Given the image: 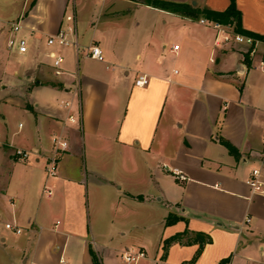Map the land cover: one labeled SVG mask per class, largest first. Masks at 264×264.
Listing matches in <instances>:
<instances>
[{
	"label": "crops",
	"instance_id": "1",
	"mask_svg": "<svg viewBox=\"0 0 264 264\" xmlns=\"http://www.w3.org/2000/svg\"><path fill=\"white\" fill-rule=\"evenodd\" d=\"M165 1L194 14L145 0H0V138L12 145L0 150V264H126L121 253L137 248V264H264V197L246 183L264 160V0H233L230 24L259 36L253 53L215 46L199 21L231 0ZM16 19L25 54L6 45ZM68 28L77 49L47 45L59 30L72 39ZM91 44L103 60L85 55ZM4 105L23 114L14 130ZM54 135L67 148L49 176ZM94 194L112 196L90 213ZM142 208L159 211L154 242L128 236L150 226ZM169 214L179 219L166 225ZM184 230L211 238L193 261L196 241L163 248Z\"/></svg>",
	"mask_w": 264,
	"mask_h": 264
},
{
	"label": "built area",
	"instance_id": "2",
	"mask_svg": "<svg viewBox=\"0 0 264 264\" xmlns=\"http://www.w3.org/2000/svg\"><path fill=\"white\" fill-rule=\"evenodd\" d=\"M102 1V0H98ZM200 23L208 25L215 30L214 36V44L215 46H221L229 43H236L246 45L249 49V53L254 52V47L257 41L249 36L243 35L240 33L235 32L233 26L229 23H220L218 21L207 20V19H200ZM21 29L20 21L17 19L15 21L9 22V31L11 35L7 39L6 45L10 51L16 52L18 54H25L28 51V41L25 37L18 35L19 30ZM72 34V39H69L67 33L63 30H59L57 33L49 35L46 43L48 46H57L59 48L67 46L69 44L74 45L77 49V42L75 39V34L72 28H68ZM178 45H173L172 49L176 50ZM49 57L52 58L51 66L53 67V72L55 75L61 74L62 67V55L60 52L50 51L48 53ZM86 56L90 58H94L97 60H103V55L100 48L96 44H91L86 48ZM135 85L142 86L147 83V79L144 75H140L135 80ZM70 121H75L73 115L68 116ZM53 150L52 153L47 157L45 163V172L49 176H53L56 173L57 163L59 157L62 153L66 150L67 143L64 140H61L59 136L54 135L52 138ZM5 146L11 147L12 145L0 138V150ZM30 152L18 148L13 147L12 155L19 160H26L29 157ZM262 167H257L252 169L246 183L249 185L250 190L253 194H259L264 197V160L261 161ZM173 175L178 180H184V175L177 170H173ZM43 191H46L50 194V189L44 186ZM248 221V219H247ZM4 227L7 229L12 230L15 233H19L21 228L17 225L6 222ZM145 257V252L141 248H137L135 250L125 249L121 253V258L126 264H137L141 258Z\"/></svg>",
	"mask_w": 264,
	"mask_h": 264
},
{
	"label": "trees",
	"instance_id": "3",
	"mask_svg": "<svg viewBox=\"0 0 264 264\" xmlns=\"http://www.w3.org/2000/svg\"><path fill=\"white\" fill-rule=\"evenodd\" d=\"M145 1H146L145 2L146 4L153 5L155 7L161 8V9H166V10L178 12L181 14H187V15H193L194 14L193 11L187 9V6L185 4L174 3V2L165 1V0H145ZM236 13L237 12L235 10L233 0H231L229 7L224 11H221V12L211 11V10L206 11V14L209 16L210 19L218 21L220 23H224V24H226V23L230 24L232 21L231 17L236 16ZM235 26H238V25H235ZM234 30L236 32L240 31V29L238 27H235ZM247 35H250L254 38L259 37L256 34H252L249 32H247ZM225 145L227 146L230 153L235 154V150L228 143H225ZM178 219H179L178 217H176L172 214H169L166 217L165 224L169 225V224L175 223ZM185 234H187V230L175 233V234L163 239V248L165 249L173 241H180L184 237ZM191 241H198V244H199L198 249L196 250L195 255L192 258V261H193V260H195V258L200 253L203 244L209 243L211 241V238L202 232H195L194 238L192 240H190L189 242H191ZM89 252L91 253L92 256H94L93 251L91 249H89Z\"/></svg>",
	"mask_w": 264,
	"mask_h": 264
},
{
	"label": "rangeland",
	"instance_id": "4",
	"mask_svg": "<svg viewBox=\"0 0 264 264\" xmlns=\"http://www.w3.org/2000/svg\"><path fill=\"white\" fill-rule=\"evenodd\" d=\"M17 20V19H16ZM11 21H15V20H11ZM8 27H9V23H8ZM0 41L4 42V38H3V34L0 35ZM2 84H7V83H3L2 81H0V87ZM1 88H0V92H1ZM3 112L5 114V118H6V124L7 127L10 130H14L17 126V123L19 121L23 120V114L18 111V109H15L13 107H10L8 105H4L3 107ZM1 137V136H0ZM107 198L109 199L111 196L106 195ZM106 196L100 195V194H94L93 197H91L90 200V209L92 213V206L96 207L97 209L99 207H101L106 199ZM93 198V200H92ZM103 209V206H102ZM139 212H143L144 215L149 214L150 215V219L148 220V223L150 224L149 227H145V229H141V228H136L133 229L132 232L128 235L130 238H145L147 240H149L150 242H154L157 238V229H158V225L157 222H159V211L157 212V210H152V209H148V208H142ZM147 222V220L145 221ZM146 224V223H145ZM186 241H190L194 238V233H189L187 232V234L184 235L183 237ZM196 243H198V241H196ZM199 245V244H198Z\"/></svg>",
	"mask_w": 264,
	"mask_h": 264
}]
</instances>
